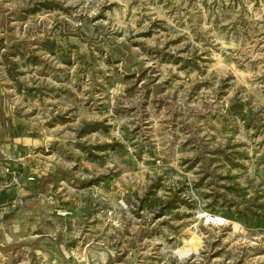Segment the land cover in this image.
Listing matches in <instances>:
<instances>
[{"label": "rangeland", "instance_id": "374dc122", "mask_svg": "<svg viewBox=\"0 0 264 264\" xmlns=\"http://www.w3.org/2000/svg\"><path fill=\"white\" fill-rule=\"evenodd\" d=\"M0 91L55 170L0 264H264V0H0Z\"/></svg>", "mask_w": 264, "mask_h": 264}, {"label": "crops", "instance_id": "0c3cea01", "mask_svg": "<svg viewBox=\"0 0 264 264\" xmlns=\"http://www.w3.org/2000/svg\"><path fill=\"white\" fill-rule=\"evenodd\" d=\"M3 96L0 91V177L7 178L9 185L0 191V208L5 221L23 229L30 225L33 213L28 203L53 191L52 185L50 189L42 188V181L54 175L55 170L46 157L34 154L42 145L41 127L16 116L15 107L8 106ZM8 169L18 174L9 176Z\"/></svg>", "mask_w": 264, "mask_h": 264}, {"label": "trees", "instance_id": "16d2710c", "mask_svg": "<svg viewBox=\"0 0 264 264\" xmlns=\"http://www.w3.org/2000/svg\"><path fill=\"white\" fill-rule=\"evenodd\" d=\"M93 30L95 29L92 28L90 22H83V24L81 25L78 31L80 33H83L84 35H91L93 33ZM54 48H55V43H51V41H46V44H45L46 50H48L51 53H54L55 52ZM11 77L15 80V77H13V75H11ZM237 114L240 116L241 120L246 124L247 127L250 126V122L251 123L253 122L249 120L250 118L249 115H246L243 113H237ZM202 150H203L202 152L204 153V156L201 157L202 158L201 160L204 162L206 166L209 167L211 166V163H212V159L208 156V154L210 153L209 149L205 147ZM217 203L218 202H216L215 205ZM213 212H217L216 209H214ZM222 212H223L224 217L228 220L237 221L247 226H251V225L257 226L259 228H262L264 226L263 218L259 217L256 213L249 211L248 209H244V210L239 209L238 205L235 203L226 205Z\"/></svg>", "mask_w": 264, "mask_h": 264}, {"label": "water", "instance_id": "95a60500", "mask_svg": "<svg viewBox=\"0 0 264 264\" xmlns=\"http://www.w3.org/2000/svg\"><path fill=\"white\" fill-rule=\"evenodd\" d=\"M230 111L231 112H246L247 111V107L244 104L241 103H235L230 107Z\"/></svg>", "mask_w": 264, "mask_h": 264}, {"label": "built area", "instance_id": "2783aa9c", "mask_svg": "<svg viewBox=\"0 0 264 264\" xmlns=\"http://www.w3.org/2000/svg\"><path fill=\"white\" fill-rule=\"evenodd\" d=\"M7 171L9 172V170H7ZM216 221H218V222H219V221H221V220H220L219 218H216Z\"/></svg>", "mask_w": 264, "mask_h": 264}]
</instances>
